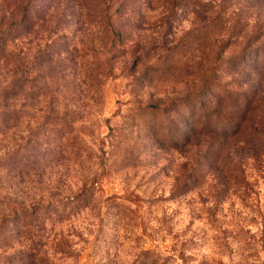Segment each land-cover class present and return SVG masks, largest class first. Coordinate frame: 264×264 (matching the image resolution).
Instances as JSON below:
<instances>
[{"label":"rangeland","instance_id":"1","mask_svg":"<svg viewBox=\"0 0 264 264\" xmlns=\"http://www.w3.org/2000/svg\"><path fill=\"white\" fill-rule=\"evenodd\" d=\"M14 21V48L43 51L56 104L13 100L0 196L28 213L6 234L25 224L51 264H127L144 249L156 264H264V154L186 141L250 93L264 0H0V25Z\"/></svg>","mask_w":264,"mask_h":264},{"label":"trees","instance_id":"2","mask_svg":"<svg viewBox=\"0 0 264 264\" xmlns=\"http://www.w3.org/2000/svg\"><path fill=\"white\" fill-rule=\"evenodd\" d=\"M14 23L15 21L0 25V62L5 63L10 72V81L0 86V136L8 132L14 99L22 98L23 101H27L32 98V106L41 103V109L44 107L50 111L56 104V88L52 86V72L43 60L45 56L43 51L38 49L31 55L15 49L12 44ZM258 64L250 68L252 72L257 69L259 72L258 76L252 80L248 96L244 97L241 92L234 93L232 110L227 113L230 123L225 124L223 128L218 125L210 127L206 123L201 127L194 125L186 137L187 143L195 137L207 136L213 141L211 147L214 142L221 140L229 146L232 143H240V145L264 154V60L259 61ZM237 88L239 89V85ZM218 103V106L222 108V102ZM222 143L217 144V148L223 145ZM38 162L39 160L31 164H20L19 170L23 173L28 168L29 171L37 172ZM0 168L6 172L12 169L10 168V157L6 153L0 157ZM12 206L6 197L0 196V264H51L44 247L45 243L40 237L36 238L35 233L32 232L30 235V230H25V224L21 225L23 231H20L21 228L18 227L16 233L11 236L5 233L3 225L9 219L19 221L23 219L24 214L28 213L21 204L17 205V209ZM262 236L264 240V227ZM17 241L20 247L14 249ZM142 255H144L143 258L137 257L127 264H156L155 260L148 258L150 250L144 249Z\"/></svg>","mask_w":264,"mask_h":264}]
</instances>
